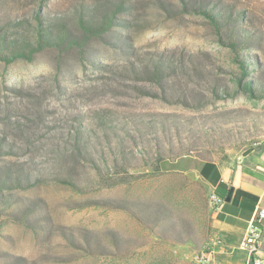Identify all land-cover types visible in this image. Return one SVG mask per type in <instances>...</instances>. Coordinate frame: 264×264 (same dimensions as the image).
I'll return each mask as SVG.
<instances>
[{
    "label": "rangeland",
    "instance_id": "rangeland-1",
    "mask_svg": "<svg viewBox=\"0 0 264 264\" xmlns=\"http://www.w3.org/2000/svg\"><path fill=\"white\" fill-rule=\"evenodd\" d=\"M21 22L37 50L0 54V264H198L192 162L264 141V0H0V39Z\"/></svg>",
    "mask_w": 264,
    "mask_h": 264
},
{
    "label": "crops",
    "instance_id": "crops-1",
    "mask_svg": "<svg viewBox=\"0 0 264 264\" xmlns=\"http://www.w3.org/2000/svg\"><path fill=\"white\" fill-rule=\"evenodd\" d=\"M197 176L224 200L221 209L213 212L211 246L207 264H251L264 259V224L256 254L242 248L248 222L264 208V141L246 155L228 162H192ZM230 194L229 201L226 198Z\"/></svg>",
    "mask_w": 264,
    "mask_h": 264
},
{
    "label": "trees",
    "instance_id": "trees-1",
    "mask_svg": "<svg viewBox=\"0 0 264 264\" xmlns=\"http://www.w3.org/2000/svg\"><path fill=\"white\" fill-rule=\"evenodd\" d=\"M79 21L81 24V20H79ZM109 22H110L109 17L103 16L100 20L97 21L96 27L98 30L99 29L103 30L107 27ZM17 27L20 29H23L24 30L23 33L22 32H16L15 35L13 36V38H11L9 40H7L5 37H2L0 39V54H1V52L7 51L8 57H6V58L9 60L15 59L16 57H20V56H27V53L29 55L33 51L37 50L36 47H34V45L31 42V39L33 36L29 35V32L26 29V27L24 28V23L23 22L19 23ZM58 27H59V29H63V32L61 35L54 38V42L58 45H62V44H65L68 42L67 41L68 37H67V34L65 32L66 26L65 25H59ZM20 29H18V30H20ZM36 33H37V35H40L39 37L37 36L35 38L37 48H42L43 41L46 39L48 40V37L45 35L41 36L40 29L37 30Z\"/></svg>",
    "mask_w": 264,
    "mask_h": 264
},
{
    "label": "built area",
    "instance_id": "built-area-1",
    "mask_svg": "<svg viewBox=\"0 0 264 264\" xmlns=\"http://www.w3.org/2000/svg\"><path fill=\"white\" fill-rule=\"evenodd\" d=\"M262 141L256 143L259 145ZM224 200L220 198L216 193L211 191L209 193V204L213 212H218ZM264 224V208L259 209L257 214L248 222L246 228V234L242 241V248L246 250L249 254L254 255L258 251V245L261 238V228ZM195 261L198 264H207V259L205 257L195 255ZM251 264H264V259L255 258L252 260Z\"/></svg>",
    "mask_w": 264,
    "mask_h": 264
},
{
    "label": "water",
    "instance_id": "water-1",
    "mask_svg": "<svg viewBox=\"0 0 264 264\" xmlns=\"http://www.w3.org/2000/svg\"><path fill=\"white\" fill-rule=\"evenodd\" d=\"M251 151H252V149H248V150L244 151V152L242 153V156H246V155H248ZM231 192H232V191L230 190L229 195H228V197L226 198V201H229Z\"/></svg>",
    "mask_w": 264,
    "mask_h": 264
}]
</instances>
